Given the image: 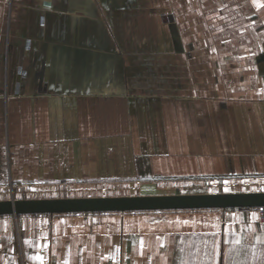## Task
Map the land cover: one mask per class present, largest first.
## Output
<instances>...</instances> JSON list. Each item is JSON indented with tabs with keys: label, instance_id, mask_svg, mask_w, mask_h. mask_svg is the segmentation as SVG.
I'll return each mask as SVG.
<instances>
[{
	"label": "crops",
	"instance_id": "crops-1",
	"mask_svg": "<svg viewBox=\"0 0 264 264\" xmlns=\"http://www.w3.org/2000/svg\"><path fill=\"white\" fill-rule=\"evenodd\" d=\"M263 55L264 0H0V200L264 192ZM0 264H264V208L0 216Z\"/></svg>",
	"mask_w": 264,
	"mask_h": 264
},
{
	"label": "water",
	"instance_id": "water-1",
	"mask_svg": "<svg viewBox=\"0 0 264 264\" xmlns=\"http://www.w3.org/2000/svg\"><path fill=\"white\" fill-rule=\"evenodd\" d=\"M264 58V55L261 57ZM264 208V192L126 195L0 200V216Z\"/></svg>",
	"mask_w": 264,
	"mask_h": 264
},
{
	"label": "rangeland",
	"instance_id": "rangeland-1",
	"mask_svg": "<svg viewBox=\"0 0 264 264\" xmlns=\"http://www.w3.org/2000/svg\"><path fill=\"white\" fill-rule=\"evenodd\" d=\"M251 49H253V47L251 48ZM254 53H256V51H251V54H254ZM13 190V189H12ZM54 196H56V197H68V196H70V194H67L66 192H58V193H55V194H53ZM73 194H71V196H72ZM7 196V194H5V195H3V196H0V197H6ZM16 196V195H15ZM19 197L20 196H22V197H24L25 195H18ZM80 196V195H79ZM88 196V195H87Z\"/></svg>",
	"mask_w": 264,
	"mask_h": 264
},
{
	"label": "snow or ice",
	"instance_id": "snow-or-ice-1",
	"mask_svg": "<svg viewBox=\"0 0 264 264\" xmlns=\"http://www.w3.org/2000/svg\"><path fill=\"white\" fill-rule=\"evenodd\" d=\"M228 191H229V189L225 188V192H228Z\"/></svg>",
	"mask_w": 264,
	"mask_h": 264
}]
</instances>
